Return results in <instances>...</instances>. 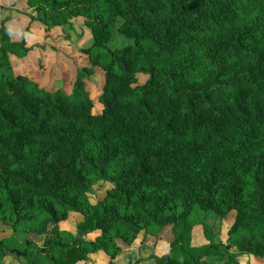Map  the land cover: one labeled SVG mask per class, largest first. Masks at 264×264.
Here are the masks:
<instances>
[{
	"label": "trees",
	"instance_id": "obj_1",
	"mask_svg": "<svg viewBox=\"0 0 264 264\" xmlns=\"http://www.w3.org/2000/svg\"><path fill=\"white\" fill-rule=\"evenodd\" d=\"M40 1L52 13L88 8L94 65H108L94 115L82 81L68 95L7 75L10 53L28 48L0 28V197L16 226L36 234L52 225L58 235L72 212L85 217L73 241L47 242L59 256L20 255L79 264L171 227V251L152 264H206L221 248L192 246L200 210L234 212L230 245L264 258V13L243 18L264 0ZM115 30L129 44L112 51ZM99 181L112 185L94 207L88 193Z\"/></svg>",
	"mask_w": 264,
	"mask_h": 264
},
{
	"label": "rangeland",
	"instance_id": "obj_2",
	"mask_svg": "<svg viewBox=\"0 0 264 264\" xmlns=\"http://www.w3.org/2000/svg\"><path fill=\"white\" fill-rule=\"evenodd\" d=\"M89 11L86 7L67 6L60 13H52L40 0H0V28L6 34L9 28L12 29L11 41H25L28 48V53H10L11 67L6 72L7 75L22 76L41 89L49 92L64 91L68 95L72 94L75 84L82 81L84 93L93 102L92 112L97 115L103 108L99 98L105 86V67L108 61H101L99 66L94 65L99 51L93 50L94 40L86 25ZM263 11V6L255 3L246 9L243 18L251 20L260 17ZM128 44L129 41L119 36L115 30L107 48L116 51ZM137 78L139 85H144L148 80V76L142 73ZM111 185L109 182L99 181L91 187L88 193L91 206H97ZM0 203L3 206L0 213V264H29L27 255L37 256L50 251L55 257L59 256L64 250H51L47 242L52 239L64 245L73 241L85 221L82 214L72 212L65 221L57 225L58 235L52 233V225L46 227V233L36 234V231L27 226H16L4 196L0 197ZM235 217L234 212L225 218L200 210L193 213L192 246L200 247L213 242L221 248L206 264H264V258L242 253L237 247L230 245V230ZM100 234L101 231H96L88 239L94 241ZM176 237V231L171 227H150L131 245L118 240L121 248L119 254H90L86 261L79 264H152L146 261L153 255L162 257L168 254ZM22 253L28 254L20 255Z\"/></svg>",
	"mask_w": 264,
	"mask_h": 264
},
{
	"label": "clouds",
	"instance_id": "obj_3",
	"mask_svg": "<svg viewBox=\"0 0 264 264\" xmlns=\"http://www.w3.org/2000/svg\"><path fill=\"white\" fill-rule=\"evenodd\" d=\"M7 34H8L9 36H11V35L13 34L12 29L9 28V29L7 30ZM25 35H27V34H25Z\"/></svg>",
	"mask_w": 264,
	"mask_h": 264
},
{
	"label": "crops",
	"instance_id": "obj_4",
	"mask_svg": "<svg viewBox=\"0 0 264 264\" xmlns=\"http://www.w3.org/2000/svg\"><path fill=\"white\" fill-rule=\"evenodd\" d=\"M153 256H157V255H153ZM151 258H152V257H150L149 260L146 261V262H151ZM151 263H153V262H151Z\"/></svg>",
	"mask_w": 264,
	"mask_h": 264
}]
</instances>
